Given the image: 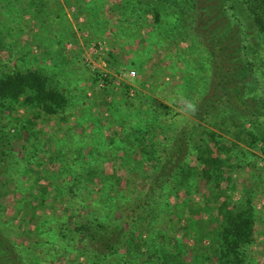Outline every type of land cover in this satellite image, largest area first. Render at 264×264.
<instances>
[{
  "label": "rangeland",
  "instance_id": "374dc122",
  "mask_svg": "<svg viewBox=\"0 0 264 264\" xmlns=\"http://www.w3.org/2000/svg\"><path fill=\"white\" fill-rule=\"evenodd\" d=\"M121 1L0 0V78L39 73L67 100L54 116L0 100V264H218L212 234L225 200L253 219L243 264H264V146L251 138L264 140L262 102L247 104L250 117L243 92L230 80L220 85L241 72L238 54L224 53L218 71L211 37L200 46L193 31H175L176 8L161 7L159 24L128 25ZM236 34L230 22L214 40ZM252 54L256 65L242 81L248 100L257 84L264 92V50ZM104 76L119 88L101 87ZM184 134L195 143L176 157L169 151ZM208 144L230 180L218 187L199 175ZM181 163L191 172L175 177ZM148 193L155 208L137 209ZM110 210L135 227L103 258L75 230L95 217L104 223Z\"/></svg>",
  "mask_w": 264,
  "mask_h": 264
},
{
  "label": "trees",
  "instance_id": "16d2710c",
  "mask_svg": "<svg viewBox=\"0 0 264 264\" xmlns=\"http://www.w3.org/2000/svg\"><path fill=\"white\" fill-rule=\"evenodd\" d=\"M173 0H122L120 3H115L118 12L121 15V22L131 24L135 20H142L145 18L152 19L156 24L161 22V7L164 5H171L176 8L177 16L175 14L174 28L175 31L180 29L193 31L194 41L196 45L202 46L204 42L213 39L212 60H215V67L218 71H223L224 65L223 58L231 57V52L238 54L239 59L235 61L234 68L241 65V72L239 74H229L226 81H220L221 87L230 80L233 87H237L236 93L243 92L246 101H240L245 106L250 103L262 102L260 115L264 117V92L261 91L260 84L255 86L257 95H253L248 100L246 94L247 88L243 85L245 78L250 76L256 63L251 62L254 52H262L264 50V0H189L186 7L175 5ZM103 6V4H102ZM101 6V7H102ZM91 16L100 19L103 16V11L96 6L91 8ZM224 15V16H223ZM232 22L237 34L227 36L226 38L215 41L214 38L222 32L225 27ZM228 52V53H227ZM243 58V59H241ZM220 60V61H217ZM224 60V59H223ZM243 69V70H242ZM101 78V77H100ZM237 82L241 84L238 85ZM252 83H247L249 86ZM252 93L250 90L249 94ZM0 100L11 102L13 105H23L24 107L42 112L49 116H54L63 111L67 106V100L59 91L52 89L48 86L46 79L39 73L29 72L26 74H13L0 78ZM23 101V102H22ZM248 116H253L256 111L246 106ZM192 135V134H190ZM190 135L184 134L183 137L176 139V145L170 149V153L176 157H181L185 149H189L191 140ZM252 143L263 144L264 140H259L256 135H252ZM216 136L211 135L212 142L216 143ZM224 150L223 147L219 150ZM201 154L198 160L201 163L199 175L201 178L210 183L211 187L214 184L218 187L223 182H230L224 179L222 174L224 162L218 157L217 150L213 146L206 145L204 149H200ZM170 156V155H169ZM187 164V163H186ZM186 164L181 163L177 168V174L181 176L191 172ZM167 173V169L163 168L158 171V178L156 179V191L161 190V184L164 177L163 174ZM183 178V177H182ZM179 182V181H178ZM159 193V192H158ZM149 193L140 200L137 204V209L148 211L147 207L155 208L149 205ZM227 201L224 202V207L221 212L223 213V221L219 222L220 228L217 233L212 235L219 239L218 245V264H243L245 262L243 248L253 240V219L249 212L243 208L231 210L227 206ZM114 204L113 206H115ZM119 208L116 206L114 209L117 211ZM154 214V213H152ZM113 210L108 211L104 223L100 222L98 217L93 218L88 224H80L75 233L87 236L86 246L90 244L97 246L96 252L100 253L103 258L108 254H115L119 252L121 240L127 237L128 228L133 229L135 226H130L128 222H133L134 219L123 220L113 217ZM150 219H145L150 221ZM193 224V223H192ZM196 223H194L195 225ZM125 226H128L125 228ZM81 236V237H82ZM135 241L134 235H131L130 242ZM177 261V260H176ZM178 264V262H177Z\"/></svg>",
  "mask_w": 264,
  "mask_h": 264
},
{
  "label": "built area",
  "instance_id": "2783aa9c",
  "mask_svg": "<svg viewBox=\"0 0 264 264\" xmlns=\"http://www.w3.org/2000/svg\"><path fill=\"white\" fill-rule=\"evenodd\" d=\"M130 75L133 77L135 76V72L130 73ZM100 86L103 88H109L110 86H113L115 88H119L120 82H111L107 76H104L99 79ZM128 96L130 99H136V93L134 89H131L128 93Z\"/></svg>",
  "mask_w": 264,
  "mask_h": 264
}]
</instances>
